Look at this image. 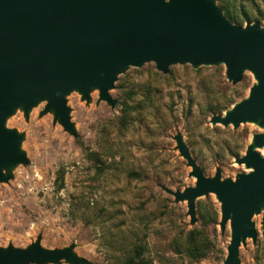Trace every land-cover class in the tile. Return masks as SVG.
Masks as SVG:
<instances>
[{
    "label": "rangeland",
    "instance_id": "1",
    "mask_svg": "<svg viewBox=\"0 0 264 264\" xmlns=\"http://www.w3.org/2000/svg\"><path fill=\"white\" fill-rule=\"evenodd\" d=\"M216 5L232 24L264 26V0ZM255 82L245 71L233 84L224 65L175 64L162 73L148 62L116 76L107 91L112 104L96 88L87 99L66 94L71 131L47 101L26 112L16 108L4 128L19 136L26 162L0 168V249L38 242L42 249H71L75 264H123L139 247L146 264H223L229 221L220 225L215 195L195 199L191 221L186 201L165 192L195 185L174 137L205 177L219 168L221 181H234L247 172L235 158L264 129L252 122L213 126L210 118L245 99ZM263 221L260 204L251 218L255 240L240 243L238 264H264Z\"/></svg>",
    "mask_w": 264,
    "mask_h": 264
},
{
    "label": "water",
    "instance_id": "2",
    "mask_svg": "<svg viewBox=\"0 0 264 264\" xmlns=\"http://www.w3.org/2000/svg\"><path fill=\"white\" fill-rule=\"evenodd\" d=\"M153 62L166 73L170 65H224L233 84L245 71L254 80L248 96L210 123L236 129L252 122L264 129V26L228 21L216 0H0V168L26 159L18 152L19 136L4 128V119L21 107L24 112L41 101L59 122L72 130L64 96L78 91L88 98L91 89L112 104L108 89L129 66ZM177 149L191 168L195 185L166 193L186 201L194 221L197 197L215 195L220 225L229 221L230 241L223 264L235 261L247 237L255 240L251 223L264 206V132L255 134L245 155L235 158L247 172L234 181L220 180V169L205 177L179 135ZM5 177L0 173V182ZM264 227V221H263ZM80 262L71 249H0V264Z\"/></svg>",
    "mask_w": 264,
    "mask_h": 264
},
{
    "label": "trees",
    "instance_id": "3",
    "mask_svg": "<svg viewBox=\"0 0 264 264\" xmlns=\"http://www.w3.org/2000/svg\"><path fill=\"white\" fill-rule=\"evenodd\" d=\"M88 154L89 156H93L92 152H89ZM123 264H146L145 260L141 257V249L137 247L133 256L125 257Z\"/></svg>",
    "mask_w": 264,
    "mask_h": 264
},
{
    "label": "bare ground",
    "instance_id": "4",
    "mask_svg": "<svg viewBox=\"0 0 264 264\" xmlns=\"http://www.w3.org/2000/svg\"><path fill=\"white\" fill-rule=\"evenodd\" d=\"M259 152L261 153V155H264V150L263 149L259 150Z\"/></svg>",
    "mask_w": 264,
    "mask_h": 264
}]
</instances>
